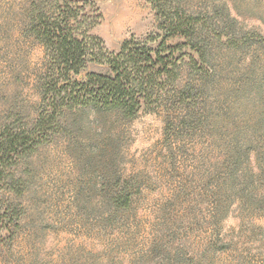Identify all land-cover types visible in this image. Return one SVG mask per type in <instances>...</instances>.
Masks as SVG:
<instances>
[{
	"label": "rangeland",
	"instance_id": "rangeland-1",
	"mask_svg": "<svg viewBox=\"0 0 264 264\" xmlns=\"http://www.w3.org/2000/svg\"><path fill=\"white\" fill-rule=\"evenodd\" d=\"M33 1L0 0V135L37 115ZM90 1L110 50L160 31L150 0ZM181 1L207 22L208 61L187 58L179 81L193 97L132 120L67 113L10 168L20 186L2 190L0 264H264V0ZM91 71L108 67L78 78ZM124 188L132 202L117 208Z\"/></svg>",
	"mask_w": 264,
	"mask_h": 264
},
{
	"label": "trees",
	"instance_id": "trees-1",
	"mask_svg": "<svg viewBox=\"0 0 264 264\" xmlns=\"http://www.w3.org/2000/svg\"><path fill=\"white\" fill-rule=\"evenodd\" d=\"M159 32L132 36L118 50H110L93 31L101 22L100 8L90 0H34L26 10L24 34L44 47V69L38 78L40 100L29 125L0 135V210L4 188L20 184L10 168L65 128L70 111L94 109L135 119L164 105L188 102L190 84L180 87L182 67L208 61L204 43L206 21L186 10L181 0H150ZM90 63L106 65L107 72H87ZM127 208L132 194L124 188L114 198ZM6 220L14 214L6 210Z\"/></svg>",
	"mask_w": 264,
	"mask_h": 264
}]
</instances>
